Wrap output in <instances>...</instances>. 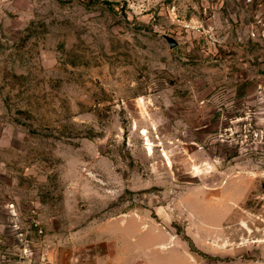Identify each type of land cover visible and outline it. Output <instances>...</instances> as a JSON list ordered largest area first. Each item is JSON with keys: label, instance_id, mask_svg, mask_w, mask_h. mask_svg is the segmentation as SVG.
Segmentation results:
<instances>
[{"label": "rangeland", "instance_id": "374dc122", "mask_svg": "<svg viewBox=\"0 0 264 264\" xmlns=\"http://www.w3.org/2000/svg\"><path fill=\"white\" fill-rule=\"evenodd\" d=\"M0 264H264V0H0Z\"/></svg>", "mask_w": 264, "mask_h": 264}, {"label": "water", "instance_id": "95a60500", "mask_svg": "<svg viewBox=\"0 0 264 264\" xmlns=\"http://www.w3.org/2000/svg\"><path fill=\"white\" fill-rule=\"evenodd\" d=\"M161 37L166 40L168 47L170 49H174L179 45V42L174 37H172L170 35L162 34Z\"/></svg>", "mask_w": 264, "mask_h": 264}]
</instances>
